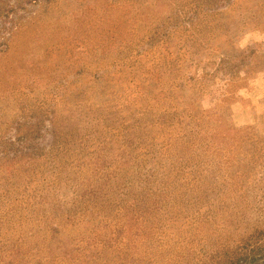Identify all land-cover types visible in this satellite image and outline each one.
Wrapping results in <instances>:
<instances>
[{"label":"rangeland","instance_id":"rangeland-1","mask_svg":"<svg viewBox=\"0 0 264 264\" xmlns=\"http://www.w3.org/2000/svg\"><path fill=\"white\" fill-rule=\"evenodd\" d=\"M254 245L264 0H0V264H242Z\"/></svg>","mask_w":264,"mask_h":264},{"label":"trees","instance_id":"trees-1","mask_svg":"<svg viewBox=\"0 0 264 264\" xmlns=\"http://www.w3.org/2000/svg\"><path fill=\"white\" fill-rule=\"evenodd\" d=\"M256 249H258V251H256ZM261 251H264V245H254L251 248L250 252L246 253L243 256L238 257V260L239 261L243 260L244 263H242V264H257L255 262H253V259H254V256L259 254Z\"/></svg>","mask_w":264,"mask_h":264}]
</instances>
